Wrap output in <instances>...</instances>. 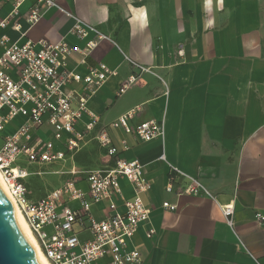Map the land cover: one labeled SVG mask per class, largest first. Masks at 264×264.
<instances>
[{"label": "crops", "instance_id": "1", "mask_svg": "<svg viewBox=\"0 0 264 264\" xmlns=\"http://www.w3.org/2000/svg\"><path fill=\"white\" fill-rule=\"evenodd\" d=\"M58 4L62 11L44 12L22 41H64L83 50L94 35L84 40L71 35L74 18L112 41H100L85 65L79 53H72L67 69L85 75L88 66L104 63L116 71L91 93L87 108L99 119L96 131L106 127L119 157L139 160L150 184L142 199L151 210L149 225L155 234L145 237L149 225H142L132 237L142 264H264V76L247 77L251 71L242 70L243 78H234L233 59L221 52L222 45L232 49L231 35L254 32L257 38L264 32V0H58ZM8 9L9 5L0 16ZM222 21L227 26L220 29ZM3 33L18 38L9 28ZM123 54L152 73L141 74L119 93L135 71ZM136 106L141 111L130 125L162 121L163 138L144 143L109 125ZM86 121L78 124L80 130ZM108 159L104 168L113 165ZM166 163L197 178L214 201L166 193L170 173ZM60 166L67 170L70 163ZM78 186L86 190L85 178ZM120 186L124 197L131 198L130 185L121 180ZM163 202L176 204L177 209L165 210ZM116 204L122 210L121 202ZM69 205L75 207L76 202ZM106 205L90 206L95 219L104 218ZM223 205L234 207L232 227L221 213Z\"/></svg>", "mask_w": 264, "mask_h": 264}, {"label": "built area", "instance_id": "2", "mask_svg": "<svg viewBox=\"0 0 264 264\" xmlns=\"http://www.w3.org/2000/svg\"><path fill=\"white\" fill-rule=\"evenodd\" d=\"M28 4L26 10L21 8ZM0 177L11 194L24 221L39 245L41 253L50 264H142L140 252L132 244V237L142 225L150 224L151 210L143 203L142 195L150 191V184L143 173L139 160L119 157V150L109 137L106 127L96 131L98 117L87 108L91 93L100 89L116 71L104 63L88 66L85 75L67 69V60L72 53L85 58L102 40L112 42L107 36L86 22L74 18L70 34L84 40L89 34L94 38L86 42L83 50L64 41H22L27 30L34 27L43 13L58 9V0H0ZM10 29L18 35L12 40L1 31ZM183 50H178L182 55ZM134 71L122 93L141 77L152 73L123 54ZM77 87H79L77 89ZM141 111L139 106L109 124L121 129L138 141L149 143L163 138L165 124L151 120L130 125ZM87 121L80 130L78 124ZM19 122L14 128L10 124ZM95 141L111 158L113 165L104 169L86 172V190L78 186L76 155L87 144ZM124 149L127 143L122 142ZM161 160L165 161L164 156ZM70 163L67 170L54 173L70 175L58 188L39 200L30 198L27 187L31 176H40L42 167ZM166 193L177 197H208L210 191L195 177L181 172L170 163ZM37 169V170H36ZM125 180L132 189V197L125 198L120 182ZM174 186H178L176 189ZM120 201L122 210L116 202ZM76 202L75 207L70 203ZM107 203L104 218L97 220L91 205ZM163 209L174 211L176 204L163 202ZM227 224L232 227L234 207L220 206ZM83 234H87L86 237ZM154 229L149 225L145 237L152 238Z\"/></svg>", "mask_w": 264, "mask_h": 264}, {"label": "rangeland", "instance_id": "3", "mask_svg": "<svg viewBox=\"0 0 264 264\" xmlns=\"http://www.w3.org/2000/svg\"><path fill=\"white\" fill-rule=\"evenodd\" d=\"M263 27H264V23ZM226 22L220 23L219 28H225ZM264 31V30H263ZM231 47L230 51L225 45H222L221 52L227 54V56L233 59V73L234 78H243V71H251L247 77H263L264 76V32L257 38L254 32L239 35H231ZM224 44V43H222ZM233 48L235 51L233 53ZM253 70V71H252ZM244 76V78H247ZM19 120L10 124V128H14ZM78 170L81 171L78 174V179L83 180L86 177L88 170L103 169L106 164L110 163V160L106 158L100 150L97 143L93 141L88 144L84 149L76 156ZM62 167L56 165L52 168L42 167L43 172L40 176H31L28 180V189L30 191V198L32 200H39L45 197L51 191L58 188L63 182L70 179V175L54 173L56 170H60ZM37 170V169H36ZM64 170V169H62Z\"/></svg>", "mask_w": 264, "mask_h": 264}, {"label": "water", "instance_id": "4", "mask_svg": "<svg viewBox=\"0 0 264 264\" xmlns=\"http://www.w3.org/2000/svg\"><path fill=\"white\" fill-rule=\"evenodd\" d=\"M0 264H39L0 187Z\"/></svg>", "mask_w": 264, "mask_h": 264}, {"label": "bare ground", "instance_id": "5", "mask_svg": "<svg viewBox=\"0 0 264 264\" xmlns=\"http://www.w3.org/2000/svg\"><path fill=\"white\" fill-rule=\"evenodd\" d=\"M0 187L6 195V198L9 202V205H10L11 209L13 210L17 224L20 226V229L24 235L25 240L28 241L29 246H30V248L34 254V257H36L39 264H50L49 261L47 260V258L41 253V251L39 249V245H38L37 241L35 240L34 236L32 235L29 226L24 221L20 209H18V207H17L14 199L12 198L11 194L7 191V188L2 181V177H0Z\"/></svg>", "mask_w": 264, "mask_h": 264}, {"label": "snow or ice", "instance_id": "6", "mask_svg": "<svg viewBox=\"0 0 264 264\" xmlns=\"http://www.w3.org/2000/svg\"><path fill=\"white\" fill-rule=\"evenodd\" d=\"M229 207H231V205H229Z\"/></svg>", "mask_w": 264, "mask_h": 264}, {"label": "trees", "instance_id": "7", "mask_svg": "<svg viewBox=\"0 0 264 264\" xmlns=\"http://www.w3.org/2000/svg\"><path fill=\"white\" fill-rule=\"evenodd\" d=\"M76 159V158H75ZM27 187H28V185H27Z\"/></svg>", "mask_w": 264, "mask_h": 264}]
</instances>
